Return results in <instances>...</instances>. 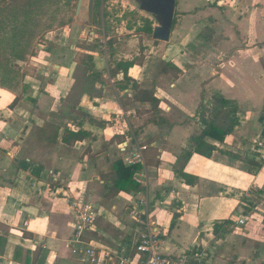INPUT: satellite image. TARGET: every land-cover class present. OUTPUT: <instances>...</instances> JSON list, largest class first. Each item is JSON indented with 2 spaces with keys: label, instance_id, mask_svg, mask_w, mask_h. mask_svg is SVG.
Segmentation results:
<instances>
[{
  "label": "crops",
  "instance_id": "crops-1",
  "mask_svg": "<svg viewBox=\"0 0 264 264\" xmlns=\"http://www.w3.org/2000/svg\"><path fill=\"white\" fill-rule=\"evenodd\" d=\"M227 2L176 0L169 40L151 41L167 49L160 64L124 60L135 61L124 76L86 52L89 70L58 44L26 63L35 74L14 107L0 88V264H93L90 247L135 259L147 236L156 254L189 264H264V163L253 151L264 137V0ZM205 121L232 130L205 139L216 151L189 158L186 183L175 164ZM66 130L85 136L66 144ZM125 145L147 147L135 166L143 184L128 193L112 189ZM79 198L98 217L75 242Z\"/></svg>",
  "mask_w": 264,
  "mask_h": 264
},
{
  "label": "trees",
  "instance_id": "trees-1",
  "mask_svg": "<svg viewBox=\"0 0 264 264\" xmlns=\"http://www.w3.org/2000/svg\"><path fill=\"white\" fill-rule=\"evenodd\" d=\"M76 0H0V88L15 95V99L10 105L14 107L21 94L24 92L23 79L28 75L26 63L33 56L38 40L50 32L56 23V8L60 3L71 6ZM98 1L94 0V9ZM174 25V19H173ZM173 27V26H172ZM144 32L152 34V27L146 24ZM151 40H153L151 36ZM156 44V41H153ZM80 64L87 65L89 70L92 68V58L87 54L81 55ZM135 61L122 62L117 68L122 67L124 76L128 68L132 67ZM143 96H146L144 94ZM218 104H225L222 99L216 97ZM205 127L196 136H191L188 140L187 148L177 158L174 172L181 176L186 183H194L196 179L183 173V167L193 154L205 158H211L216 148L205 141L206 138H215L223 141L224 137L230 133L232 128L228 127L223 131L217 132L213 123L204 122ZM53 133V132H52ZM52 133L47 135L51 137ZM218 134V135H217ZM57 133L54 131L53 139ZM85 134L82 132L74 133L66 130L62 139L63 143L71 141H82ZM135 166H125L118 161L114 164V177L112 189L115 192L136 191L138 186L133 181Z\"/></svg>",
  "mask_w": 264,
  "mask_h": 264
},
{
  "label": "rangeland",
  "instance_id": "rangeland-1",
  "mask_svg": "<svg viewBox=\"0 0 264 264\" xmlns=\"http://www.w3.org/2000/svg\"><path fill=\"white\" fill-rule=\"evenodd\" d=\"M97 1L91 24L87 20L88 0L82 1L78 15L75 14L77 0L71 6L60 3L56 8L55 26L38 40L33 57L41 60L44 58L42 52L48 53L61 44L63 50L75 46L72 59H81L86 52H98V64H122L124 60L133 59L145 64H160V56L166 48L154 45L152 34L144 32L147 23L153 30L157 21L141 12L135 0ZM29 63L37 64L31 60ZM26 68L30 74H35L36 67L31 65L34 71Z\"/></svg>",
  "mask_w": 264,
  "mask_h": 264
},
{
  "label": "built area",
  "instance_id": "built-area-1",
  "mask_svg": "<svg viewBox=\"0 0 264 264\" xmlns=\"http://www.w3.org/2000/svg\"><path fill=\"white\" fill-rule=\"evenodd\" d=\"M217 6H227L228 0H208ZM146 146H137L134 151H127L126 145L121 146V151L125 157L123 162L126 166H138L143 163V152L146 151ZM253 151L257 154L259 161L264 163V137L259 138L254 142ZM144 173L137 170L134 173L133 181L137 185L143 184ZM72 211L76 218L73 226L74 241L80 242L81 237L87 231H91L95 225L98 214L96 208L88 201H83L81 198L75 199L72 204ZM238 225L244 224V219L237 220ZM154 238L152 236L143 237L140 243L136 246L137 259L132 257L122 256L117 252L110 250H102L99 248L90 247L85 250V261L96 264H189V256L186 253L178 257L161 256L153 251Z\"/></svg>",
  "mask_w": 264,
  "mask_h": 264
},
{
  "label": "water",
  "instance_id": "water-1",
  "mask_svg": "<svg viewBox=\"0 0 264 264\" xmlns=\"http://www.w3.org/2000/svg\"><path fill=\"white\" fill-rule=\"evenodd\" d=\"M83 0H77L75 14L78 15ZM141 12L157 21L152 30V38L157 42L169 40L174 18L176 0H135ZM94 15V0L87 2V20L91 24Z\"/></svg>",
  "mask_w": 264,
  "mask_h": 264
}]
</instances>
